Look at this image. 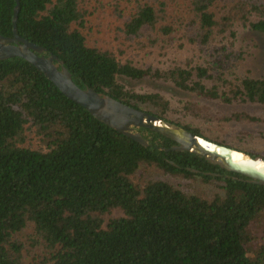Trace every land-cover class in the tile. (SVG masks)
I'll return each instance as SVG.
<instances>
[{
    "label": "trees",
    "instance_id": "obj_1",
    "mask_svg": "<svg viewBox=\"0 0 264 264\" xmlns=\"http://www.w3.org/2000/svg\"><path fill=\"white\" fill-rule=\"evenodd\" d=\"M14 5L0 0L4 36H12ZM16 25L79 87L264 159L244 147L264 143V130L226 137L184 120L264 127V113L245 108L264 109V76H239L233 66L240 33H264V0H19ZM98 32L107 35L92 39ZM155 52L166 62L142 54ZM124 79L159 81L200 100ZM137 131L148 146L97 121L24 59H0V264H26L16 238L26 227L40 250L27 264H264V185ZM147 166L215 190L135 183ZM114 209L122 214L105 221Z\"/></svg>",
    "mask_w": 264,
    "mask_h": 264
},
{
    "label": "water",
    "instance_id": "obj_2",
    "mask_svg": "<svg viewBox=\"0 0 264 264\" xmlns=\"http://www.w3.org/2000/svg\"><path fill=\"white\" fill-rule=\"evenodd\" d=\"M12 14V36L0 33V59L19 57L40 70L54 86L69 100L82 106L97 121L115 129L132 140L148 146L138 128L143 127L160 133L177 144L172 150L190 151L221 168L246 176L254 183L264 185V159L231 147L215 143L145 110L130 106L113 97L101 95L92 88H81L72 79L69 70L59 58L46 48L21 37L17 32L19 0H14ZM242 157L234 159L233 153Z\"/></svg>",
    "mask_w": 264,
    "mask_h": 264
},
{
    "label": "rangeland",
    "instance_id": "obj_3",
    "mask_svg": "<svg viewBox=\"0 0 264 264\" xmlns=\"http://www.w3.org/2000/svg\"><path fill=\"white\" fill-rule=\"evenodd\" d=\"M98 30L99 28L95 26L94 31L97 32ZM105 35H107L105 32H102L100 35L99 32L96 34L93 33L92 39H94L96 36L101 39ZM236 50L241 53L240 55L237 56V58L233 63L234 70L237 75L252 76V77L264 76V33H256L249 31L241 32L238 39V47H236ZM142 54L145 55L146 59H150L151 57L153 59L160 61L161 63L166 62L167 59L166 57L159 56L158 52H155L153 54L150 53L149 54L142 53ZM124 82L128 86L141 91L160 92L165 95L173 96L174 98H179L182 100H200L191 94L185 93L183 91H180L172 87L169 84L162 83L159 81H154L151 79H143V80L124 79ZM210 105L212 110L214 111L218 110L220 112H230L231 110L235 109V107H226L217 104H210ZM238 108L240 109L241 107H237L236 109ZM245 108L247 110H250L251 112H256V114L264 113V109L262 108H256V109L252 107H245ZM184 120L193 124H199L204 129L214 130L220 134L225 135L226 137L230 136L231 134H234L239 129L249 130L253 133H256L258 130H264V127L261 126L248 127L244 125H239V127L236 128L234 124L224 125L219 123H214V124L202 123L200 120L192 117H187ZM244 147L249 150H255L264 153V143H253V144L245 145ZM248 154H254V153H248ZM132 179L135 183L138 184H144L146 181L155 180V179L165 180L179 187L184 192L199 193L202 196H209L215 190V187L213 185L203 183L199 178L184 179L181 177L171 176L154 167H148V166L141 167L140 169H138L136 173L133 175ZM121 214L122 212L119 209H114L111 211V213L106 214L104 218L106 221L109 219V217H116V216H120ZM261 223L262 224L260 225H264V215L263 217H261ZM30 233H31V228L26 227L16 235L18 241H20L24 246V253H26V255H24V262L26 264L37 256L34 255L35 252L38 254L40 253L39 248L36 245H34V243L32 242L33 240L30 237Z\"/></svg>",
    "mask_w": 264,
    "mask_h": 264
},
{
    "label": "bare ground",
    "instance_id": "obj_4",
    "mask_svg": "<svg viewBox=\"0 0 264 264\" xmlns=\"http://www.w3.org/2000/svg\"><path fill=\"white\" fill-rule=\"evenodd\" d=\"M233 157H234V159H240L242 157V155L239 152H234Z\"/></svg>",
    "mask_w": 264,
    "mask_h": 264
}]
</instances>
